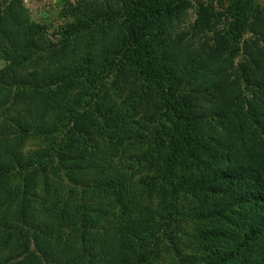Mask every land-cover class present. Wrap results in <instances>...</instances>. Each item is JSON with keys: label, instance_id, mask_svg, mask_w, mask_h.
I'll return each instance as SVG.
<instances>
[{"label": "trees", "instance_id": "obj_1", "mask_svg": "<svg viewBox=\"0 0 264 264\" xmlns=\"http://www.w3.org/2000/svg\"><path fill=\"white\" fill-rule=\"evenodd\" d=\"M194 2L0 0V264H264V8Z\"/></svg>", "mask_w": 264, "mask_h": 264}, {"label": "rangeland", "instance_id": "obj_2", "mask_svg": "<svg viewBox=\"0 0 264 264\" xmlns=\"http://www.w3.org/2000/svg\"><path fill=\"white\" fill-rule=\"evenodd\" d=\"M92 0H21L24 6L27 8V27L44 26L47 29L49 38L57 42L59 40L60 29L70 19L71 13L75 8L89 9L90 2ZM199 1L205 2V0H198L194 2V8L189 11V15L185 25H182V29L187 32L197 19V6ZM257 4L264 8V0H256ZM219 28H225L226 23L224 20L218 21ZM209 36H212L210 34ZM243 62V57L238 58L235 63L239 67V64ZM2 64L0 65V69ZM251 94L246 93V98L250 99Z\"/></svg>", "mask_w": 264, "mask_h": 264}]
</instances>
